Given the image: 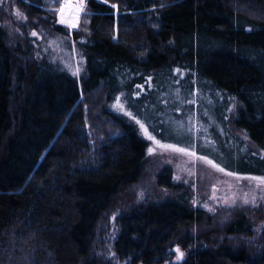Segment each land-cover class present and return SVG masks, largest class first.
Returning <instances> with one entry per match:
<instances>
[{
	"label": "trees",
	"instance_id": "1",
	"mask_svg": "<svg viewBox=\"0 0 264 264\" xmlns=\"http://www.w3.org/2000/svg\"><path fill=\"white\" fill-rule=\"evenodd\" d=\"M62 3L0 0V264H101L93 259L97 228L123 200L116 258L165 264L173 241L207 212L189 188L177 192L182 185L168 167L157 184L171 194L132 200L149 142L107 106L124 96L134 118L158 135L163 110L182 103L158 102L172 89L186 97L177 118L190 115L201 144L235 154L230 167H218L264 179V0H88L76 30L58 24ZM54 36L75 44L83 76L52 60ZM90 127L118 132L86 166ZM236 211L223 241L199 247L181 238L192 249L173 264H264V243H249L264 205Z\"/></svg>",
	"mask_w": 264,
	"mask_h": 264
},
{
	"label": "rangeland",
	"instance_id": "2",
	"mask_svg": "<svg viewBox=\"0 0 264 264\" xmlns=\"http://www.w3.org/2000/svg\"><path fill=\"white\" fill-rule=\"evenodd\" d=\"M86 2H88V0H86ZM86 5H65L67 7L62 5L58 24L74 30L78 29L81 15ZM62 10L63 12L78 10L80 15L76 23L68 22L66 19L70 17V14L69 16L65 13L61 15ZM14 11L18 21L24 20L18 9ZM62 19L64 20L63 23H61ZM49 44L55 53L52 59L53 61L59 62L65 70L75 77L84 75L85 62L79 58L80 52L74 46L75 44L67 42L60 36L52 37ZM176 94L178 93L172 89L167 90L165 95L161 94L158 96V102L166 97L168 99L167 106L171 105L170 107H174L175 102L180 101L182 103L177 106L181 108L185 104L186 97L184 95L177 97ZM180 97H182V99H179ZM160 106L162 105H159L158 109ZM152 107L153 104L151 103L146 113L148 114V118L153 111ZM107 108L109 109V115L125 117L133 122L138 127L140 134L149 142V149H152V152H149L145 177L131 190L132 194L135 195L132 200L138 203L147 202V200L157 201L171 194L173 191L157 184L158 174L164 168L168 167L172 168L174 171L176 184L182 185L177 192L181 193V191L185 190V187L189 188L193 192L194 205L207 212L201 224H190L188 228L182 231L181 237L173 241L172 248H170L172 256L165 264H173L177 262V260L185 258L187 253L192 249V247L185 249L180 242L181 238L184 239L190 236L198 243L199 247L209 245L216 239L221 240L220 235H222L223 241L226 238L225 226L236 216L235 214L238 212L236 211L237 209L245 212L250 208H258L264 205L261 204L264 203V185L259 183L261 179L246 178L243 177V175L235 173L229 175L228 172L220 171L219 169H221V167H218V162L224 167H230L233 155L235 154L232 153L231 150L224 152L223 147L219 149L225 154L220 152V154L216 153L214 149L203 146L201 144V142L204 141L202 139L203 136L199 137L200 133L196 131L195 126L189 127L190 115L187 114V112L181 115L180 118H177L176 111L180 108L175 107L168 111L167 109L163 110L165 112L162 113L160 120L156 123V127L159 128L160 131L157 132L158 135H154L147 130V127L142 122L139 121V123H137L138 120L134 118L133 114L127 108L124 96H119L114 99L108 104ZM206 113V111L202 112L204 121L210 120ZM196 122L200 124V120L196 119ZM141 124L144 125L143 128ZM95 131L93 127H90L89 134L91 133V143L93 147L91 150L92 152L85 158L84 163H87L86 166H93L98 163L100 159L99 145L104 143V140L109 137V134L114 135V133L118 132H116V130H109L110 133L104 131L99 135L95 133ZM146 131L147 135L145 134ZM148 136H152L153 139H148ZM176 148H183L185 151H174ZM192 152H195V155H191L190 153ZM209 160H211L212 163H208L207 161ZM213 165H215V167ZM125 197L126 196L123 195L121 199L123 200ZM126 200L128 203L132 201L129 198ZM245 200L248 202L245 203ZM121 203L119 208L103 217L97 228V239L94 247L93 259H96L101 264H132L129 260L125 262L119 261L114 251L115 242L120 232L119 219L122 214L127 212V210L124 209V200ZM255 231L254 236L249 239V243H256L255 245L260 247L259 243H264V222L261 223ZM177 249H179V253H183L182 256L179 255Z\"/></svg>",
	"mask_w": 264,
	"mask_h": 264
},
{
	"label": "snow or ice",
	"instance_id": "3",
	"mask_svg": "<svg viewBox=\"0 0 264 264\" xmlns=\"http://www.w3.org/2000/svg\"><path fill=\"white\" fill-rule=\"evenodd\" d=\"M65 7H67V6H65ZM61 15H63V10H62V12H61ZM64 22V20L62 19L61 20V23H63ZM70 26H75V25H70ZM33 35H35V33H33ZM137 123H139V121H137ZM141 127L143 128L144 127V125L143 124H141ZM145 134L147 135V131L145 132ZM148 139H153V137L152 136H148ZM163 146V145H162ZM166 147H170V146H166ZM174 151H177V152H184L185 150L183 149V148H176V149H174ZM149 152L151 153L152 152V149L150 148L149 149ZM191 155H195V152H192V153H190ZM201 159H204L203 157H200ZM208 163H212V161L211 160H209V161H207ZM214 167H215V165H213ZM220 171H224V169L223 168H221V169H219ZM229 175H231V173H228ZM252 179H255V178H252ZM259 183L260 184H262V185H264V179H261L260 181H259ZM248 201L247 200H245V203H247ZM177 252L179 253V249H177ZM179 255L180 256H182L183 255V253H179Z\"/></svg>",
	"mask_w": 264,
	"mask_h": 264
},
{
	"label": "bare ground",
	"instance_id": "4",
	"mask_svg": "<svg viewBox=\"0 0 264 264\" xmlns=\"http://www.w3.org/2000/svg\"><path fill=\"white\" fill-rule=\"evenodd\" d=\"M63 13L67 14L68 16L70 14V17L68 19H66L70 23H76L79 15H80V12L78 10L77 11L68 10V11H64Z\"/></svg>",
	"mask_w": 264,
	"mask_h": 264
},
{
	"label": "built area",
	"instance_id": "5",
	"mask_svg": "<svg viewBox=\"0 0 264 264\" xmlns=\"http://www.w3.org/2000/svg\"><path fill=\"white\" fill-rule=\"evenodd\" d=\"M86 0H64L63 6L65 5H73V6H84L86 5Z\"/></svg>",
	"mask_w": 264,
	"mask_h": 264
}]
</instances>
